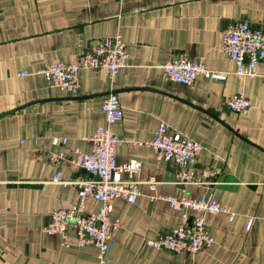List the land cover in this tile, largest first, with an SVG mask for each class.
Listing matches in <instances>:
<instances>
[{"label":"crops","instance_id":"0c3cea01","mask_svg":"<svg viewBox=\"0 0 264 264\" xmlns=\"http://www.w3.org/2000/svg\"><path fill=\"white\" fill-rule=\"evenodd\" d=\"M242 19L264 25V0H0V264H98L96 248L79 247L74 228L65 237L41 228L51 212L78 205L72 182L90 175L70 160L76 150L90 153L87 138L102 125V98L111 91L123 111L113 127L120 138L115 160L139 161V180L156 184H140L133 205L114 201L110 219L120 227L109 264H264V62L256 76L241 77L220 52L223 27ZM116 35L129 57L113 82L104 70H81L70 95L39 74L53 63H78L95 39ZM178 57L225 80L168 83L160 66ZM238 93L249 102L246 116L226 106ZM160 122L202 144L199 164L220 171L209 194L235 214L232 221L206 215L214 243L196 254L143 245L181 223L166 201L151 198L204 194L199 186L172 185L174 166L137 145L151 140ZM58 171L69 183L53 181ZM98 206L89 198L84 211Z\"/></svg>","mask_w":264,"mask_h":264},{"label":"built area","instance_id":"2783aa9c","mask_svg":"<svg viewBox=\"0 0 264 264\" xmlns=\"http://www.w3.org/2000/svg\"><path fill=\"white\" fill-rule=\"evenodd\" d=\"M220 52L235 64L236 75L249 78L256 76L257 65L264 62V25L253 26L246 19L227 23L221 31ZM128 57V47L119 35L97 38L88 46L78 63H53L40 70L39 74L49 87L75 95L79 89L81 70H104L113 82L120 69L126 67ZM160 68L166 82L185 87L193 86L199 78L225 80V75L210 71L203 63L184 57L167 61ZM18 76L23 77L25 73L21 72ZM226 106L231 112L246 116L250 105L243 93H238L227 100ZM100 110L104 121L87 138L91 143L90 153L76 150L73 152L74 159L70 160L90 175L86 180L72 182L77 186L79 203L51 212L41 232L65 237L68 229L74 228L78 246L96 248L98 264H109L112 233L120 227L118 220L110 219L114 201L121 200L133 205L140 195L139 185L148 184L150 190H153L156 182L152 179L146 182L139 180V161L132 159L118 164L115 160V147L120 143V138L114 133L113 127L122 120L123 111L113 91L102 98ZM57 143L65 145L66 140L58 142L54 139L53 144ZM137 145L151 148L157 160L174 166L172 185L182 189L189 185L204 189V194L198 199L186 196L151 198L154 201H166L171 209L181 215V223L154 240H145L143 245L173 253L188 251L191 254L209 248L214 243V237L206 226V215L222 214L232 221L235 214L228 206L214 201L209 194L219 184L215 177L220 171H212L199 164V157L204 151L202 144L172 129L167 123L160 122L153 138ZM49 160L56 162L53 157ZM53 181L69 183L62 180L59 171ZM89 198L99 205L95 213L84 211V203ZM252 220L248 219L246 232L250 230Z\"/></svg>","mask_w":264,"mask_h":264}]
</instances>
